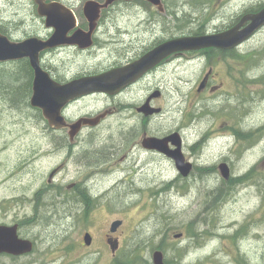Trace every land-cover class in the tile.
<instances>
[{
	"label": "rangeland",
	"instance_id": "obj_1",
	"mask_svg": "<svg viewBox=\"0 0 264 264\" xmlns=\"http://www.w3.org/2000/svg\"><path fill=\"white\" fill-rule=\"evenodd\" d=\"M69 1L86 24L83 10L90 0ZM134 2L131 7L151 6ZM162 2L164 33L170 38L165 42L209 29L221 34L237 18L264 6V0ZM124 7L114 4L104 10L102 24L114 22L108 17L136 15ZM124 26L133 32L138 24ZM35 27L47 36L45 24ZM100 36L105 41L110 37L104 25ZM243 50L230 56L226 69L216 66L220 81L214 86L223 84L215 94L214 88L198 90L206 65L218 57L202 58L194 51L182 52L164 66L158 88L154 82L136 86L123 100L130 108L143 106L149 95L158 97L156 90L163 94L150 105L161 114L150 115L146 124L139 125L140 117L112 98L73 102L64 111L69 124L114 111L76 139L69 138V128L52 130L42 111L32 107L34 74L26 64L0 65V225L18 224L20 237L35 243L27 256L0 255V264H152L156 251L164 253L166 264H264V29ZM116 57L113 50L78 54L68 49L51 53L43 65L58 83H66L84 72L95 74ZM23 73L29 76L25 100L24 90L11 96L4 89V81L18 80ZM136 125L139 132L128 131ZM176 132L187 162L194 165L188 178L165 156L142 146L131 150V142L141 145L146 138ZM95 151L103 160L94 157ZM221 164L229 165L231 180L222 178ZM82 188L91 199L88 205L78 195ZM116 220L124 224L117 234L121 249L114 256L105 236ZM87 232L93 237L90 247L84 242ZM181 234L183 241L176 239Z\"/></svg>",
	"mask_w": 264,
	"mask_h": 264
},
{
	"label": "water",
	"instance_id": "obj_2",
	"mask_svg": "<svg viewBox=\"0 0 264 264\" xmlns=\"http://www.w3.org/2000/svg\"><path fill=\"white\" fill-rule=\"evenodd\" d=\"M117 0H107L104 7H107ZM129 1V0H127ZM155 6L161 5V0H147ZM58 3L44 6L39 3V11L43 17L47 18L46 26L54 28L55 32L48 41L39 39H28L20 43H10L9 40L0 34V63L29 59L31 68L34 71L33 95L31 99L32 107L42 110L44 117L52 127H67L66 119L62 115L63 110L71 102L97 93H104L115 96L121 93L128 86L136 83L146 73L156 67L170 55L178 52L197 51L208 48L220 50H232L249 41L256 33L264 28V7L257 13L245 14L239 23L233 28L214 36L184 37L165 42L138 62L121 69L111 70L96 76H88L76 79L66 84H60L54 80L52 75L46 71L40 61V54L50 49L62 46H78L80 49H88L91 46V35L95 28L96 21L100 13V5L88 2L85 6V16L89 21L88 32L76 31L73 36L68 34L76 27V20L73 13L66 9V12L59 14ZM203 83L200 89H203ZM161 110L152 109L150 100L141 108L139 112L146 116L159 113ZM98 118H82L78 122L69 126L70 137L73 139L79 134L84 125L95 126ZM172 143L175 150L170 151L168 145ZM146 149L157 150L165 153L176 163L181 176L187 178L193 171V165L186 161L183 153V139L180 133L176 132L170 136L159 139L157 137L146 138L143 141ZM221 175L225 180L231 178V170L227 164L219 166ZM53 171L49 180L54 177ZM123 225L122 220L114 221L110 226V232L116 233ZM181 235L176 236L180 238ZM84 241L87 246H91L93 238L90 233H86ZM112 253L119 248L117 240L109 241ZM34 243L28 239H23L19 235V225H0V255L7 254L14 257H21L32 253ZM153 264H165L164 254L156 251L153 254Z\"/></svg>",
	"mask_w": 264,
	"mask_h": 264
},
{
	"label": "flooded vegetation",
	"instance_id": "obj_3",
	"mask_svg": "<svg viewBox=\"0 0 264 264\" xmlns=\"http://www.w3.org/2000/svg\"><path fill=\"white\" fill-rule=\"evenodd\" d=\"M134 1L135 0H129V1L117 0L112 4L113 5L114 4L125 5L123 9H126L127 11H129L130 8L133 9L134 13L136 12L135 16H127V17L115 16V17H110V18L108 17L105 19H112L114 20V22L105 21L102 24L101 21L102 19H104L102 18V12L104 10L109 9L113 5L111 4L107 7H104L107 1L106 3H103V1L101 0L100 1L90 0V2L97 3L101 6L98 20L96 21L95 28L91 35V46L85 50L80 49L78 46H62L57 49H50L49 51H44L40 54L41 62L43 64H46L47 58L51 53L61 52V51L68 50V49L73 50L77 52L78 54H86V53L99 54V52H105L107 50L115 51L117 54V57L113 61V63L107 66H104L103 69L95 72V74H91V75H98L100 73H104V72H107L113 69H120V68L130 66L133 63L139 61L142 57L150 53L152 50L156 49L158 46L162 45L165 41H167L170 38H167L166 34L164 33L165 25H166L164 23V20L166 19V17H164V15L166 14V8L164 7V4L162 3L161 7H154L148 2V4L151 5L149 6V8H142V7H145L142 5H136L135 7H131L132 5L135 4ZM142 1L147 2L146 0H142ZM39 3H42L44 6L58 3L61 5L57 9L59 14L65 13L66 9H69L73 13L74 18L76 20V27L70 31V33L68 34L69 37L73 36V34L78 30L83 31V32L89 31L90 24L85 16V6H84L83 13H84L87 26L85 23H83V21L81 20V17H78L76 11L73 9V5L71 4L69 0H0V34L6 37L10 43H20V42L26 41V39L27 40L31 39L32 37H38L37 39L40 38L43 41L48 40L54 34L55 32L54 28L45 29V31L47 32V36H44V37L40 36L38 34V31L36 32L37 27H35V24L39 22L46 24V18L43 17L39 11ZM120 19H122L123 21H127V22L123 24L120 22H117ZM240 19L241 18H237V21L233 25L229 26L227 29L234 27ZM134 23L138 24V26L134 28L133 32H130L128 28L124 26V24H126L128 27H131L134 25ZM103 25L107 29V34L110 35V37L107 38L106 41L100 36V32L103 29ZM175 26L177 28L178 36H180L182 32L181 28L179 27V24L177 23H175ZM212 34L213 33L211 32V29H209V30H203L202 32H200L199 34H196L195 36H206V35L213 36L214 34L213 35ZM246 44L247 43L239 45L238 47L232 50L207 49V50H200V51L193 52L202 58H205L208 56L218 57V62L214 64L206 65L207 72L205 73L203 80H202L205 86L201 90L214 88V91L212 94H215L220 89H222L221 87L223 84L222 81L220 82V84H217L216 86H214V83H217L218 81H220V78H216V74H215L216 66L219 64H222L224 69H226L230 61V56H235L237 53H243L244 52L243 49L246 46ZM173 55H174V58L166 62L163 61L164 63L163 62L159 63L156 67L150 70L145 76H143L138 82H136L135 84L125 89L120 95L116 97H108L107 95H104V94H96V95H92L88 97H98V98L103 97L107 99L112 98L114 103L117 106L121 108L125 106L124 111L130 110V111H133L135 115L139 116L140 117L139 125L146 124L149 122L150 117L152 116H146L144 113L139 112V107L136 105L130 108V103L128 101L123 102V100L126 99L127 95L132 94L133 89L136 86L143 85V84L149 85L152 82H154L156 88H158L162 82L161 75L165 73L166 71L164 66L168 63H174L175 60L180 58L178 56H183L185 54L175 53V54H172L171 56ZM18 62L26 64L27 68L31 70L29 59L9 61L5 63H0V65H5L9 63H18ZM225 73H226L225 76H229V72L227 70H225ZM84 75H85V72L78 74L76 78L85 77ZM91 75H88V76H91ZM202 82L200 83L199 88H201L203 84ZM156 91H158L157 92L159 94L158 97L152 98V96L149 95L147 96L145 100L146 102H148L151 99L150 105L158 101V99H160L163 96L160 90H156ZM76 103H78V101ZM69 107H71V105ZM111 111H112V114L110 116H112L114 113L113 110ZM120 113H123V112H120ZM108 116H109L108 113H102L99 116H97L96 118H98L99 120L97 127L101 126L102 123H104L108 119ZM127 116L125 120L128 121L131 117L129 118ZM82 118H94V117H80L79 119H82ZM139 125L130 126V129H128V131L132 132L131 130H133V131L139 132ZM97 127H94V128H97ZM82 129H84V127ZM52 130L56 131L55 129H52ZM142 135L143 137H147L146 132H143ZM76 138H78V135L74 137L73 139H76ZM142 142H141V145L139 143L131 142V145H132L131 150L133 151L138 146L143 147ZM71 144H75V143L72 142ZM171 148L173 147L171 146ZM147 152L153 155L165 156L164 154L158 153L156 151H147ZM118 233L119 231L114 235L106 234L105 237H106L107 242L110 239L119 241V237L117 236ZM184 239L185 238H182L181 241H183ZM120 249L121 247L116 251V254L120 251Z\"/></svg>",
	"mask_w": 264,
	"mask_h": 264
},
{
	"label": "trees",
	"instance_id": "obj_4",
	"mask_svg": "<svg viewBox=\"0 0 264 264\" xmlns=\"http://www.w3.org/2000/svg\"><path fill=\"white\" fill-rule=\"evenodd\" d=\"M259 8V9H258ZM258 11L261 9V8H263V6H258ZM20 64H23V63H20ZM17 77H19L18 78V80L17 79H15V78H12V79H10V81L9 82H7L6 83V81H4V89L5 90H7V92H8V94L9 95H11V96H19L18 95V92L20 91V90H24L25 91V94L24 95H22L21 97H23V99L25 100V98H26V89H27V87H26V82H27V80H28V78H29V76H27V75H25L24 73L23 74H21V75H19V76H17ZM25 97V98H24ZM99 151V150H98ZM104 151H105V149H104ZM94 157H96L97 159H101L102 158V155L100 154V153H97V151H95L94 153ZM104 158V157H103ZM103 158H102V160H103ZM183 181V187H185L184 185L186 184V180H182ZM78 195H79V197H81L82 198V200L88 205L89 204V202L91 201V199H90V197H89V194H88V192H87V189H85V188H82V189H80L79 190V192H78ZM74 199V198H73ZM235 261H238V262H241L242 261V259H241V257H238V256H235Z\"/></svg>",
	"mask_w": 264,
	"mask_h": 264
},
{
	"label": "bare ground",
	"instance_id": "obj_5",
	"mask_svg": "<svg viewBox=\"0 0 264 264\" xmlns=\"http://www.w3.org/2000/svg\"><path fill=\"white\" fill-rule=\"evenodd\" d=\"M41 58V57H40ZM131 119H132V116H131ZM173 183H177V181L176 182H173ZM179 188V187H178ZM97 197V196H96Z\"/></svg>",
	"mask_w": 264,
	"mask_h": 264
}]
</instances>
